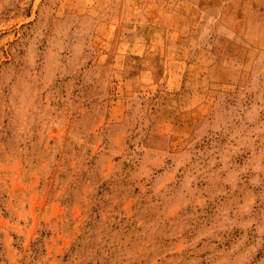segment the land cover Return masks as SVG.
<instances>
[{"label": "rangeland", "instance_id": "obj_1", "mask_svg": "<svg viewBox=\"0 0 264 264\" xmlns=\"http://www.w3.org/2000/svg\"><path fill=\"white\" fill-rule=\"evenodd\" d=\"M0 264H264V0H0Z\"/></svg>", "mask_w": 264, "mask_h": 264}]
</instances>
